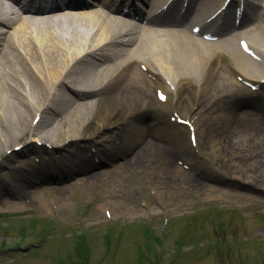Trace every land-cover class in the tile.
<instances>
[{
  "label": "bare ground",
  "instance_id": "obj_1",
  "mask_svg": "<svg viewBox=\"0 0 264 264\" xmlns=\"http://www.w3.org/2000/svg\"><path fill=\"white\" fill-rule=\"evenodd\" d=\"M141 1L143 7H136L139 23L132 26L123 23L124 18L119 15H107L108 8L98 0L81 6L76 16L56 14L50 20L35 18L40 21L37 23L33 22L34 17L18 9V13L14 11L17 23L0 21V156L6 153L8 145L26 136L30 140L24 147L37 142L63 151L64 142L77 140L84 131L90 138L109 129L113 133L104 149L96 148L91 156L79 150L70 152L74 159L66 153L62 174L79 176L83 184H92L98 178L92 173L96 166L90 161H104L113 151L121 156L130 155L122 164L127 179L148 166L154 174L172 181L177 174H183L175 166L176 158L173 161L175 152L169 156L161 139L150 131L167 113L187 116L199 105L194 114L199 112L205 127L195 135V145L201 146L213 169L237 179L246 176L248 181L260 182L264 172V106L251 98L253 92L243 82L264 89V61L260 67L244 56L237 45L241 35L199 43L197 38L187 36L185 24H175L181 30L168 29L172 23L149 18L150 14L158 16L164 0ZM217 1L196 0L194 18L208 16V9ZM244 4L250 11L246 18L256 20L247 24L252 26L245 31L247 43L255 54L263 55L264 0H244ZM59 27L71 32L64 36L51 32ZM194 85H199V89L191 97L182 93L173 102L165 98L163 103L157 97L158 91L164 94L181 86L192 89ZM105 90L110 91L106 100ZM239 99L251 112L239 115ZM255 113L259 117L252 122L250 117ZM36 117L37 122H31ZM95 119L97 127L91 126ZM147 121L150 123L146 124ZM215 129H220L221 134L217 136ZM254 143L253 150L259 156L250 163L244 158L240 160L242 165L227 161L229 146L235 152ZM136 146L140 147L131 153ZM45 176L51 180L48 173L39 171L16 185L40 209H47L45 197L39 191ZM64 194L57 189L60 210L69 206ZM218 196L224 195L218 192ZM16 207L22 206L11 205V209ZM125 209L116 204L111 217H117L119 212L127 217L137 215L136 211Z\"/></svg>",
  "mask_w": 264,
  "mask_h": 264
},
{
  "label": "rangeland",
  "instance_id": "obj_2",
  "mask_svg": "<svg viewBox=\"0 0 264 264\" xmlns=\"http://www.w3.org/2000/svg\"><path fill=\"white\" fill-rule=\"evenodd\" d=\"M198 89L199 85L192 89L181 86L177 95L191 97ZM109 92L104 91L105 100ZM166 94L173 102L175 92ZM238 101L239 115L251 112L248 105L240 103L242 99ZM103 108L104 103L99 111ZM258 117L255 113L250 119L256 122ZM199 121L202 129L205 122ZM97 123L95 119L91 126L97 127ZM216 130L220 135L221 130ZM188 131L173 120L150 131L161 139L169 156L175 152L173 161L182 159L183 163L175 159V166L183 174L172 181L154 174L148 166L127 179L122 164L130 155L113 151L104 161H90L98 178L92 184L62 174L66 153L74 159L71 153L76 150L91 156L96 148L104 149L113 133L109 129L90 138L84 131L77 140L64 142L63 151L51 149L52 178L39 187L47 209H40L16 188L26 176L43 169L47 149L36 143L23 147L28 136L15 142L23 144L15 153L10 152L16 144L8 145L0 156V264H264V214L258 212L264 205V172L263 179L254 182L214 170L201 146L191 143ZM254 147L255 143L246 144L242 151L234 152L229 146L226 159L242 165L244 158L250 163L259 156ZM57 189L69 199L64 210H60ZM218 192L224 196L219 197ZM15 204L21 209H11ZM116 204L137 215L127 217L119 212L117 217H107L104 211L111 215ZM146 219L148 223H144Z\"/></svg>",
  "mask_w": 264,
  "mask_h": 264
}]
</instances>
